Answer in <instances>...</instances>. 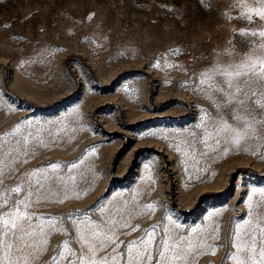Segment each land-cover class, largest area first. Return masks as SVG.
Listing matches in <instances>:
<instances>
[{
  "label": "rangeland",
  "instance_id": "374dc122",
  "mask_svg": "<svg viewBox=\"0 0 264 264\" xmlns=\"http://www.w3.org/2000/svg\"><path fill=\"white\" fill-rule=\"evenodd\" d=\"M248 4L0 0V137L12 142L5 133L18 124L17 138L33 134L23 149L12 143L18 174L7 183H34L38 169L65 175L64 166L78 163L65 193L33 196L22 209L65 218L51 228L45 219L32 221L46 233L34 264L53 257L76 264L80 237L92 242L89 227L105 219L115 225L108 233L114 242L95 258L110 257L108 264H157L146 258L145 244L155 255L161 238L176 234L194 241L187 264H223L235 252L237 223L264 244V145L253 140L225 153L212 140L210 147L186 144L193 133L201 136L204 110L216 115L194 87L199 74L232 45L247 47L240 29L264 23L254 13L251 24L233 18ZM29 149L34 155L24 154ZM53 162L61 165L55 172L45 168ZM24 195L0 192V210ZM94 206L83 217L88 226L67 219Z\"/></svg>",
  "mask_w": 264,
  "mask_h": 264
},
{
  "label": "snow or ice",
  "instance_id": "6c2138e0",
  "mask_svg": "<svg viewBox=\"0 0 264 264\" xmlns=\"http://www.w3.org/2000/svg\"><path fill=\"white\" fill-rule=\"evenodd\" d=\"M250 13H254L261 22H264V0H249L248 10L242 13L241 17L233 18H243L251 24L253 16ZM238 34L245 37L241 43L247 47L237 51L235 45H232L223 53H218L208 70L199 74L198 85H194L214 106L216 115L213 116L204 110L205 115L201 117V123L197 125L203 129V132L199 137L192 134V139L186 141L189 148L194 143H202L210 147V140L216 145H223L225 153L229 148H241L242 146L247 148L248 142L253 140L264 145V23L256 24L247 30L242 28ZM20 131L18 124L11 132L5 133V137L12 136V142L0 137V192L20 194L23 191L25 194L23 200L9 201L6 199V208L0 210V264H34L36 256L42 249V236L46 233H44L45 225L32 221L45 219L49 222L48 227L51 228L55 226L52 221L63 223L65 218L34 216L33 213L22 209H27L33 196L40 198L46 193L53 195L65 193L68 187L66 180L75 183L71 172L78 167L77 162L64 166L67 169L65 175H48L38 169L33 173L36 177L34 183L31 179L21 177L16 182L17 186H9L7 182L15 179L18 174V168L15 166L18 162L15 158L16 150L12 148V143L23 149L29 144L33 135L29 132L17 138V133ZM24 154L34 155V152L29 149ZM82 161L83 157L79 162L82 163ZM45 168L55 172L61 168V165L53 162ZM81 178L83 179V176ZM97 203L99 204L100 201ZM103 207L101 204L99 210ZM147 207L152 208L153 206L147 205ZM96 210L98 209L94 206L93 209L84 213H70L67 219L73 226L78 223L88 226L89 221L84 220L83 217ZM114 227V224H109L108 219L101 224L93 222L89 227L92 242L83 235L80 237L84 243L79 249L76 264H108L110 257L103 256L96 259L95 255L97 252L104 251L108 243L114 242L108 237V233L112 232ZM154 229L155 226L152 231H146L148 243L152 241ZM101 233L108 237L107 240L101 237ZM235 235L236 242L231 245L235 248V252L229 250L223 264H227L228 259H231L234 264H264V244L258 247V237L254 231L241 232L240 224L237 223ZM67 243L66 241L65 244ZM140 243H145L143 238ZM193 245L194 241L176 234L168 239L162 237L155 255L149 251L146 244L143 252L147 254L146 258L149 261L156 260L157 264H187V257ZM57 251L60 255L59 249ZM72 251L69 249V252ZM128 252L129 254L132 252L131 245L128 246ZM49 264H57V257H53Z\"/></svg>",
  "mask_w": 264,
  "mask_h": 264
}]
</instances>
